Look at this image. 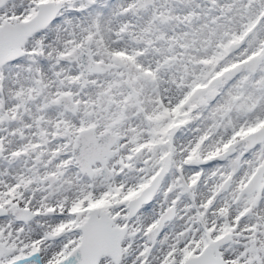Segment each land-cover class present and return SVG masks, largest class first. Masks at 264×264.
Wrapping results in <instances>:
<instances>
[{
    "label": "snow or ice",
    "instance_id": "6c2138e0",
    "mask_svg": "<svg viewBox=\"0 0 264 264\" xmlns=\"http://www.w3.org/2000/svg\"><path fill=\"white\" fill-rule=\"evenodd\" d=\"M0 264H264V0H0Z\"/></svg>",
    "mask_w": 264,
    "mask_h": 264
}]
</instances>
